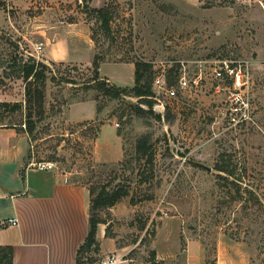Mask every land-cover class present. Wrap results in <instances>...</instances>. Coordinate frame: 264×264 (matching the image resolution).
<instances>
[{
  "label": "rangeland",
  "instance_id": "obj_1",
  "mask_svg": "<svg viewBox=\"0 0 264 264\" xmlns=\"http://www.w3.org/2000/svg\"><path fill=\"white\" fill-rule=\"evenodd\" d=\"M102 6L112 16L110 33L89 9ZM64 34L73 45L89 36L94 55L103 57L100 79L125 94L111 98L91 81L94 55L89 64L48 61L53 71L46 73L42 108H27L25 81L11 57L25 60L30 51L41 61L35 45ZM137 60L156 72L174 67L175 78L180 67L190 76L202 72L201 84L175 99L160 95L164 110L155 100L153 113L140 114L130 91ZM218 60L247 65L246 84L234 88L216 78ZM0 101L22 103L0 106V126L26 134L34 161H56L89 192L102 184L128 188L96 214L105 237L138 264H158L151 246L176 252L173 264H181L188 245L202 248L205 264H217L220 246L231 263L264 264V0H0ZM144 134L152 165L136 158ZM219 163L232 172H219ZM147 194L153 198L130 201ZM101 258L92 251L84 260Z\"/></svg>",
  "mask_w": 264,
  "mask_h": 264
},
{
  "label": "crops",
  "instance_id": "obj_2",
  "mask_svg": "<svg viewBox=\"0 0 264 264\" xmlns=\"http://www.w3.org/2000/svg\"><path fill=\"white\" fill-rule=\"evenodd\" d=\"M12 1L14 5L28 2ZM80 37L77 45L70 43L65 34L47 42L43 46L42 61L89 64L94 55L93 44L89 36ZM84 48L89 58L82 55ZM33 162L36 161L28 155L26 134L12 126H0V244L12 246L13 264H76L77 250L89 229V189L69 181L57 167L40 169L32 165ZM9 219L16 222L6 223ZM97 239L103 256L97 264H107L110 256H126L125 260L119 259L113 264H131L133 259L127 256L129 250L106 238L101 226L97 229ZM150 249H155L158 264H173L179 259L176 252H163L156 246ZM183 252L181 264H205L202 248L188 245ZM217 259V264H237L230 262L231 256L221 246ZM245 263L242 259V264Z\"/></svg>",
  "mask_w": 264,
  "mask_h": 264
},
{
  "label": "trees",
  "instance_id": "obj_3",
  "mask_svg": "<svg viewBox=\"0 0 264 264\" xmlns=\"http://www.w3.org/2000/svg\"><path fill=\"white\" fill-rule=\"evenodd\" d=\"M89 9L91 12L96 14V17L98 18V20H100V25L104 29V31L106 33H110V21L112 16L108 9H106L104 6L91 7ZM14 47L17 49L16 45ZM18 57L19 56L15 54L14 57H11V59L14 60V63L16 65L15 70L17 69L16 71L18 73L16 74V76L22 78L25 81L26 106L28 108V105L34 103L39 109H41L44 99L45 80L47 78L46 73L47 71H53V69L49 66V63L37 60L33 56H28V58L25 60H20V58ZM102 60L103 57L96 52L92 61L91 81H93V83L101 91H103V93L110 96L111 98H116L119 97L121 94H125V89L117 88L113 85H108L105 80L100 79L98 69ZM155 73L156 70L154 69L152 63L143 60H137L135 62L134 85L132 86V88H130V91L138 99L135 108L136 111L140 114L153 113L155 99L152 83L155 77ZM168 78H170V76ZM141 103L145 104L148 109L143 108L141 106ZM0 106H4L7 109L15 110L21 108L22 103L15 102L14 104H10V102L7 101H0ZM157 115L159 116V114ZM32 128L33 127L28 124V130L32 131ZM135 152L138 161L144 159L145 164L152 165L154 160V153L151 149L149 135L144 134L137 139ZM216 169L219 172H232V170L226 164L219 163L216 166ZM146 179H148V176L144 175L142 178H140L139 182H144L146 181ZM90 193L91 203L89 211V229L85 240L83 241V243L80 244L77 250L76 264H91L92 262L88 263L84 260L85 254L92 251L97 253L100 251V244L97 239V229L98 224L102 222V220L97 216V210L102 209L105 206L114 205L123 196L129 195V190L128 188H125L123 186H117V188L111 190L107 188V185L102 184L96 189H91ZM152 198V194H147L141 199H137L134 196H131L130 201L132 204H134L138 201H141L142 199ZM144 226L145 225H143L142 227ZM97 260L98 259H96L95 262ZM0 264H13L12 246L0 244Z\"/></svg>",
  "mask_w": 264,
  "mask_h": 264
},
{
  "label": "built area",
  "instance_id": "obj_4",
  "mask_svg": "<svg viewBox=\"0 0 264 264\" xmlns=\"http://www.w3.org/2000/svg\"><path fill=\"white\" fill-rule=\"evenodd\" d=\"M43 50V44L38 43L34 47V51L37 54L42 53ZM27 55L33 56L38 59V56L34 55L33 52H28ZM42 61V60H41ZM172 67V66H171ZM174 68V67H173ZM170 68L171 71L166 72L164 69H161V71H158L155 73V77L152 83L153 90H154V99L158 101L160 107L162 110H164L165 105L164 102L160 99V95L165 96L168 99H175L179 96V93L185 90H189L192 88H196L201 84L202 80V72L196 73L193 76H190L186 68H179V72L177 73L175 78L174 69ZM213 75L220 79H230L231 84L234 88H241L246 84L249 78V70L247 68V65L243 64H235L234 62L228 63L226 60H218V65L213 68L212 71ZM173 74V75H172ZM170 76V78H168ZM176 80V84H175ZM32 165H34L37 168L40 169H53L57 167V162L53 160H40L33 162ZM15 219H9L6 223H15ZM126 256H110L107 264H113L117 260H125ZM131 264H138L136 261H130Z\"/></svg>",
  "mask_w": 264,
  "mask_h": 264
},
{
  "label": "water",
  "instance_id": "obj_5",
  "mask_svg": "<svg viewBox=\"0 0 264 264\" xmlns=\"http://www.w3.org/2000/svg\"><path fill=\"white\" fill-rule=\"evenodd\" d=\"M208 169H210L209 167H207Z\"/></svg>",
  "mask_w": 264,
  "mask_h": 264
}]
</instances>
